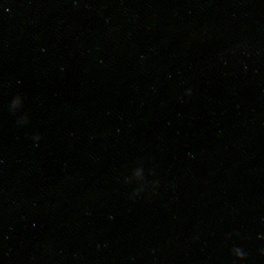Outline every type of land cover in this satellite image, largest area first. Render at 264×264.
Instances as JSON below:
<instances>
[{
    "label": "water",
    "instance_id": "obj_1",
    "mask_svg": "<svg viewBox=\"0 0 264 264\" xmlns=\"http://www.w3.org/2000/svg\"><path fill=\"white\" fill-rule=\"evenodd\" d=\"M0 264H264V0H0Z\"/></svg>",
    "mask_w": 264,
    "mask_h": 264
}]
</instances>
